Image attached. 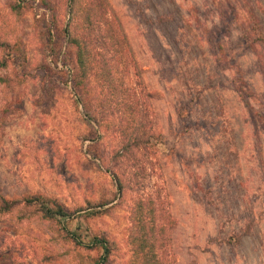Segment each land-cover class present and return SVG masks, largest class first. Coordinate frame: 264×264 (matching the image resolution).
Instances as JSON below:
<instances>
[{"label": "rangeland", "instance_id": "374dc122", "mask_svg": "<svg viewBox=\"0 0 264 264\" xmlns=\"http://www.w3.org/2000/svg\"><path fill=\"white\" fill-rule=\"evenodd\" d=\"M18 1L0 0V39L21 46L25 56L24 66L0 67V191L9 199L53 198L72 215L48 220L24 205L0 213V237L15 261L131 264L127 230L134 201L161 191L177 221L172 264H264V128L239 90L243 85L260 108L264 0L223 1L224 8L237 5L243 16L252 15L260 33L250 45L238 22L230 26L223 40L224 54L235 60L229 69L202 31L221 28L210 1L105 0L132 52L128 73L119 74L140 102L131 140L154 135L138 147L119 131L122 115L101 102L94 71L83 100L72 88L76 56L63 29L84 39L95 58L105 52V31L81 26V7L95 0H76L74 20L70 0H50L62 30V72L48 56L54 51L41 14L29 0L18 12ZM94 210L101 212L90 215ZM97 235L111 242L106 260L92 243Z\"/></svg>", "mask_w": 264, "mask_h": 264}, {"label": "trees", "instance_id": "16d2710c", "mask_svg": "<svg viewBox=\"0 0 264 264\" xmlns=\"http://www.w3.org/2000/svg\"><path fill=\"white\" fill-rule=\"evenodd\" d=\"M29 1H31V6L36 10V16L41 14L38 17L39 21L43 23V26L46 27L49 34L48 41L53 46L52 51L54 52L52 55L48 56L52 64H55L54 67L62 72L57 66L61 51L58 43L62 30H58L54 8L50 0ZM70 1V19L74 20L76 12L74 5L76 0ZM206 1L211 2V6H213L214 11L220 17L221 28L217 31L204 28L202 30L203 34L206 37L208 36L209 42L212 43L213 47L216 49V54L218 56L217 61H225L226 64H229V69L235 65V60L231 63L229 60L230 55L224 54L226 50L223 40L229 36L228 32H230V26L233 25L234 22H238L242 28L241 39H243L246 44L252 43L253 45L257 40L258 34H260L256 27L257 20L250 14L243 16V13L239 11L237 5L232 6L234 7L232 10L228 7L224 8V0ZM24 2L26 1L19 0L14 3V9L19 12V10L24 7ZM41 10L44 11L40 13ZM79 12L82 18V28H86V30L89 31L95 28H101L105 31L103 33L105 52L99 53V57L95 58V53L84 39L68 27L63 29L65 37H69V43L73 45L75 50L76 81L73 83L72 88H74V90L76 89V99L79 102V100H83V94H89L88 78L94 71L95 77L102 87L103 98L101 102L111 104L117 109L118 113L122 115L123 126L119 128V131L131 140L133 129L137 128L136 125L139 121L138 106L140 102L136 92L128 85L125 78L119 75L120 72L128 73L132 62L131 48L121 21L108 1L105 0L92 1L82 6ZM0 47L2 49L0 67L6 68L10 63L24 66L25 56L21 46H15V44H11L4 40L1 41L0 39ZM222 54H224V57H221ZM66 59L67 57H65V61L63 62L65 67L67 66ZM40 69L45 70V66H40ZM241 72L242 70L238 71V78L240 79L242 78ZM47 73L48 72L40 71L43 77H45ZM64 75L69 77V72L65 71ZM239 90L241 91V96L247 98V105L256 121L264 128V99L259 103L260 108L255 109L250 101V98L253 96L247 93L243 85L239 87ZM255 99L258 100V98ZM153 136L154 135L149 134L147 140L135 136L129 144L134 147H138L145 143L149 144V138ZM21 205L33 207L34 213L40 214L42 218L48 220H57L72 215V211H69L53 198L45 197L41 194H33L23 198L9 199L0 191V213H11ZM100 212V210H94L89 214L95 215ZM176 225V219L173 218L168 209L165 208V199L161 191H158L152 196H140L136 198L131 209L130 225L127 230V243L131 251V264H172L173 257L170 250L172 241L171 231ZM74 240L80 243L78 238ZM91 240L92 243L102 247L103 260H106L111 252L110 240L103 235L94 236ZM0 264H24L15 261L12 252L7 250L5 242L1 237ZM101 264L103 263L101 262Z\"/></svg>", "mask_w": 264, "mask_h": 264}]
</instances>
